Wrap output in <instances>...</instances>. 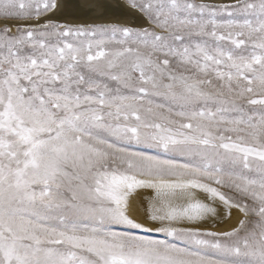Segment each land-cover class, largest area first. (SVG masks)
Here are the masks:
<instances>
[{
    "label": "snow or ice",
    "instance_id": "6c2138e0",
    "mask_svg": "<svg viewBox=\"0 0 264 264\" xmlns=\"http://www.w3.org/2000/svg\"><path fill=\"white\" fill-rule=\"evenodd\" d=\"M0 264H264V0H0Z\"/></svg>",
    "mask_w": 264,
    "mask_h": 264
},
{
    "label": "bare ground",
    "instance_id": "6f19581e",
    "mask_svg": "<svg viewBox=\"0 0 264 264\" xmlns=\"http://www.w3.org/2000/svg\"><path fill=\"white\" fill-rule=\"evenodd\" d=\"M116 1L117 0H103V2L104 3H107V4H111V5H113V6H115V4H116ZM80 2L82 3V4H91V3H95L96 2V0H80ZM99 9H97V11H95V12H89L86 8L83 10V12L78 16V17H75L76 19H98V13H99ZM116 14H118V9H116V8H114L113 10H109L108 11V13H107V15H105L104 17H102V20H104V19H106V18H108V17H112V16H115ZM121 14V13H120ZM117 16V15H116ZM68 18H70V19H72V18H74V17H68ZM131 18V17H130ZM130 18H129V20H130ZM127 19V18H126ZM133 20H135V19H133ZM138 203H142V201L138 198V200H137V204ZM138 218H143L142 216L140 217H138ZM226 220H223V221H219V222H217V224H216V227H220L221 225H222V223H224ZM227 225V224H226ZM221 227H223V226H221Z\"/></svg>",
    "mask_w": 264,
    "mask_h": 264
},
{
    "label": "rangeland",
    "instance_id": "374dc122",
    "mask_svg": "<svg viewBox=\"0 0 264 264\" xmlns=\"http://www.w3.org/2000/svg\"><path fill=\"white\" fill-rule=\"evenodd\" d=\"M116 3H117V1H116ZM116 5V4H115ZM118 13L120 14H122L123 16H124V19L125 20H128V21H130L129 23H127V24H130V25H136V24H138V23H140V21L138 20V19H136V18H134V17H132L130 14H128L127 13V11H125V10H121V9H118ZM118 14V15H119ZM114 17L115 18H117V16L115 15V16H112V17H109V18H111V19H114ZM119 17V16H118ZM131 17V18H130ZM127 18V19H126ZM129 18H130V20H129ZM70 19V18H69ZM133 19H135V20H133ZM119 22V21H118ZM121 22V21H120ZM123 23V22H122ZM140 203H138V205H139ZM141 217V216H140ZM226 224H228V221H225L224 223H222V225L221 226H223V227H219V228H224V227H227V225ZM218 228V227H217ZM153 235H157V236H159L160 234H156V233H153Z\"/></svg>",
    "mask_w": 264,
    "mask_h": 264
},
{
    "label": "water",
    "instance_id": "95a60500",
    "mask_svg": "<svg viewBox=\"0 0 264 264\" xmlns=\"http://www.w3.org/2000/svg\"><path fill=\"white\" fill-rule=\"evenodd\" d=\"M119 14V13H118ZM116 14L117 15V18H115L114 17V19H111V18H106V19H104V20H102V22H123V23H129L130 21H128V20H125L124 19V16L122 15V14ZM129 14V13H128ZM119 16V17H118ZM79 20H81V21H88V22H92L93 20H97V19H79ZM98 22H100L99 20H98ZM139 24V23H138Z\"/></svg>",
    "mask_w": 264,
    "mask_h": 264
}]
</instances>
